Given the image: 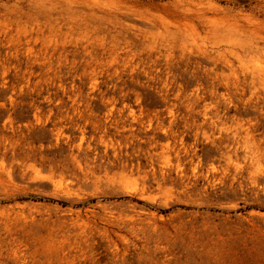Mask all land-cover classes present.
<instances>
[{
	"label": "rangeland",
	"instance_id": "1",
	"mask_svg": "<svg viewBox=\"0 0 264 264\" xmlns=\"http://www.w3.org/2000/svg\"><path fill=\"white\" fill-rule=\"evenodd\" d=\"M0 264H264V0H0Z\"/></svg>",
	"mask_w": 264,
	"mask_h": 264
}]
</instances>
